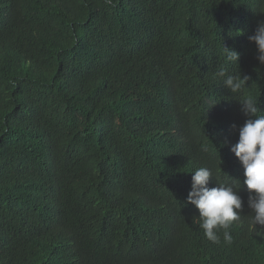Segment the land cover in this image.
I'll list each match as a JSON object with an SVG mask.
<instances>
[{
  "label": "trees",
  "instance_id": "trees-1",
  "mask_svg": "<svg viewBox=\"0 0 264 264\" xmlns=\"http://www.w3.org/2000/svg\"><path fill=\"white\" fill-rule=\"evenodd\" d=\"M262 11L264 0H0V264H264L230 150L255 117L214 76L223 46L237 51L227 67L250 77L244 95L264 114L248 39ZM202 166L209 188L239 181L230 245L193 222Z\"/></svg>",
  "mask_w": 264,
  "mask_h": 264
},
{
  "label": "clouds",
  "instance_id": "clouds-1",
  "mask_svg": "<svg viewBox=\"0 0 264 264\" xmlns=\"http://www.w3.org/2000/svg\"><path fill=\"white\" fill-rule=\"evenodd\" d=\"M105 3L112 5L113 0H105ZM248 39L255 43L257 60L264 65V20L258 22L255 34ZM223 56V64L214 76L234 97H237L244 115L255 117V119H247L239 128L238 142L232 145L230 150L244 168V184L248 191L247 206L252 213L248 216L249 228L257 235H264V114H261L257 107L255 98L244 95L246 82L250 77L242 76L239 71L230 72L227 67L231 65L237 68L239 53L223 46ZM235 127L233 125V128ZM212 177H214L212 170L208 167L195 169L192 172L191 190L187 202L198 209L199 215L193 222L203 230L205 238L219 244L222 234L223 242L230 245L233 242L230 229L235 222L240 221L244 205V201L234 190L239 187V181L221 183L216 179L218 186L209 188L208 184ZM257 226H260L261 230L258 231Z\"/></svg>",
  "mask_w": 264,
  "mask_h": 264
}]
</instances>
